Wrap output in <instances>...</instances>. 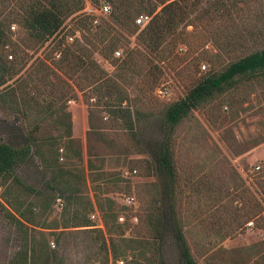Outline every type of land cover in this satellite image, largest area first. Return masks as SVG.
<instances>
[{"label": "rangeland", "instance_id": "374dc122", "mask_svg": "<svg viewBox=\"0 0 264 264\" xmlns=\"http://www.w3.org/2000/svg\"><path fill=\"white\" fill-rule=\"evenodd\" d=\"M16 4L15 0H2L0 11L6 12ZM70 16L64 20L70 28L56 32L42 45L31 43L17 25L10 33L11 43L0 48V140L8 139L12 127L15 132L37 128L40 148H58L56 165L84 172L85 181L74 197L80 204L88 199L96 204L104 224L98 229L114 237H120L121 230L122 237L147 238L144 213L154 196L161 199L162 181L159 175L149 174V155L139 153L138 145L160 141L162 108L185 94L203 73L201 63L210 68L207 58L216 49L210 40L198 43L190 38L178 41L174 49L178 60L153 58L136 46L141 27L133 33L119 29L123 35L119 58L130 52L133 59L124 83L132 107L139 111L133 136L112 120L102 105L94 104L95 97L88 98L87 89L81 90L68 79L59 80L65 76L55 64L59 57L56 43L60 40L61 47L68 44L62 39L63 30L79 27L83 33L88 31L80 27L75 16L67 23ZM106 21L109 19H103L100 25ZM86 27L98 29L89 23ZM192 29V25L185 27L186 31ZM77 41H82V36ZM180 45L186 49L179 51ZM93 55L108 74L116 72L111 59L97 52ZM159 87L167 93L158 94ZM172 152L178 174L177 216L197 263L264 264L263 221L246 215L254 202L264 214V77L192 110L175 130ZM257 163L262 168L253 172ZM126 169H136V173L124 176ZM16 173L40 194L34 199L24 197L35 203L33 221H29L1 198V185L0 264H23L20 255L33 240L47 247V264H119L102 252L97 232L72 223L64 196L49 187L51 170L35 152L16 168ZM122 195L131 196L134 206H124ZM109 205L116 219L105 224L101 206ZM3 208L21 224L6 217ZM131 212L139 217L137 225L118 222V214ZM141 252L127 249L118 259L123 264H149V253ZM29 256L30 252L26 259L30 264ZM163 256L166 264H176L177 252L170 236L166 237Z\"/></svg>", "mask_w": 264, "mask_h": 264}, {"label": "trees", "instance_id": "16d2710c", "mask_svg": "<svg viewBox=\"0 0 264 264\" xmlns=\"http://www.w3.org/2000/svg\"><path fill=\"white\" fill-rule=\"evenodd\" d=\"M15 1V7L6 12L0 11V48L11 43L12 23L18 25L31 43L42 45L57 32L68 16L79 11L85 3V0ZM89 1L95 5L103 1L108 2L111 5L109 21L103 26L101 23L93 26L88 16L75 15L80 27L88 31L81 32L82 41L68 43L63 47L60 46V40L56 43L59 57L55 64L65 76L58 78L62 82L71 80L81 90L87 89L88 98L95 97L94 104L102 105L109 117L133 136L139 111L132 107L124 89L131 69L128 63L131 64L133 59L130 52L122 60L113 55L120 44V37L123 36L119 29H127L133 33L140 28L135 23L139 14L152 15L151 20L137 32L135 42L136 46L153 58L178 60L174 53L178 41L190 38L198 43L210 40L216 49V52L207 58L210 68L202 71L181 98L167 103L162 108L160 141L147 143L146 146L138 145L139 153L149 155V174L159 175L162 181L161 199L157 195L154 196L144 213L143 223L147 238L122 237L121 230L120 237H114L109 232L94 227L95 223L89 218V214L96 209V204L89 199L85 204H80L74 197L85 181L84 172L76 167L64 168L56 165L58 148H40V141L36 136L37 128L25 132L18 129L15 132L12 127L13 130L8 131V139L0 140V186L4 188L1 198L19 217L33 221V199L40 191L24 183L18 177L16 168L35 152L42 163L51 170L49 187L53 192L64 196L72 223L97 232L100 249L107 257L117 260L126 254L127 249L141 250L143 254L144 251L149 253L147 263L166 264L163 246L166 237L170 236L177 252L176 264H198L177 216L178 174L172 152L173 135L177 126L192 110L237 90L241 85L246 86L258 77H264V0ZM158 7L160 8L157 9ZM88 23L98 29L86 27ZM187 25H192L193 29L186 31ZM94 52L104 59H111L116 64V72L108 74L100 67L94 58ZM65 116L67 118V114ZM61 120H64L63 116ZM68 125L70 126L69 122ZM29 196L33 197L31 201L26 199ZM101 208L106 217L105 224L106 221L116 219V213L111 210L110 205ZM3 209L6 217L21 224L13 213ZM261 212L259 205L254 202V206L246 215L248 219L261 218L264 231V214ZM28 252L30 264H47L49 251L44 244L33 240L29 249H24L20 255L23 264H29L26 262Z\"/></svg>", "mask_w": 264, "mask_h": 264}, {"label": "built area", "instance_id": "2783aa9c", "mask_svg": "<svg viewBox=\"0 0 264 264\" xmlns=\"http://www.w3.org/2000/svg\"><path fill=\"white\" fill-rule=\"evenodd\" d=\"M111 12V5L106 2V1H103L101 2L100 4L98 5H95L93 3H91L89 0H85V3H84V6L75 13V15L77 14H80L82 16H88L91 20V24L93 26H97L101 23V21L104 19V20H107L108 17H109V14ZM75 15H72L70 16L66 21L68 23V21L70 20V18H72L73 16ZM152 18V15H149V14H146V13H142V14H139L136 18H135V23L137 25H139L141 28L143 26H145ZM65 21L64 23L60 26V28L57 30V33L67 27V28H70L69 25H66L65 26ZM17 26L15 23H12L11 26H10V29L14 32L16 30ZM81 31L82 29L80 28H74L72 30H69V29H64L63 30V34H62V39L63 41H65L66 43H73L77 40H80L81 39ZM186 49L185 46L183 45H180L178 46V50L179 51H184ZM122 54V49L121 48H118V49H115L114 52H113V55L114 57H120ZM57 56H59V53L56 54ZM9 58L12 57L11 54L8 55ZM199 68H200V71H206L209 67H208V64H205V63H201V65H199ZM157 93L160 94V95H164L167 93V89L165 88H157L156 89ZM261 164L260 163H257L255 165H253L252 167V171L253 172H258L259 170H261ZM132 173H136V169H133V170H124L123 171V174L124 176H128V175H131ZM0 190H1V186H0ZM121 202L124 206L126 207H132L134 206V199L129 196V195H122L121 197ZM90 218L95 221V225L94 227H97V228H103V222L101 221L100 219V216L98 214V212L96 211H93L92 213H90ZM117 219H118V222L121 223V224H126V225H131V226H135L138 224L139 222V217L136 213L134 212H131L129 214L127 213H124V214H118L117 215ZM252 222H248L247 224L250 225ZM51 245L53 246L54 243L51 242ZM117 263L119 264H123V260L122 259H118L116 260Z\"/></svg>", "mask_w": 264, "mask_h": 264}, {"label": "crops", "instance_id": "0c3cea01", "mask_svg": "<svg viewBox=\"0 0 264 264\" xmlns=\"http://www.w3.org/2000/svg\"><path fill=\"white\" fill-rule=\"evenodd\" d=\"M73 129H76V124L73 125Z\"/></svg>", "mask_w": 264, "mask_h": 264}]
</instances>
